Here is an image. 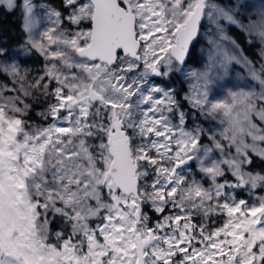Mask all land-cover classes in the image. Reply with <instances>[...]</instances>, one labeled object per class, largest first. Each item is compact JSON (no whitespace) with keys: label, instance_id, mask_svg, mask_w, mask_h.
I'll use <instances>...</instances> for the list:
<instances>
[{"label":"snow or ice","instance_id":"1","mask_svg":"<svg viewBox=\"0 0 264 264\" xmlns=\"http://www.w3.org/2000/svg\"><path fill=\"white\" fill-rule=\"evenodd\" d=\"M0 8V264H264V0Z\"/></svg>","mask_w":264,"mask_h":264},{"label":"trees","instance_id":"2","mask_svg":"<svg viewBox=\"0 0 264 264\" xmlns=\"http://www.w3.org/2000/svg\"><path fill=\"white\" fill-rule=\"evenodd\" d=\"M20 17L18 12H7L6 10L0 8V42L4 39L7 40L6 44H3V47H7L9 49V54L11 55V49L20 39ZM250 55L254 56V53L250 52ZM36 63L40 65L42 63V59L38 56L33 55L26 61V64L29 67H32L31 64ZM191 66H197V62L192 59L188 62ZM39 70V69H38ZM36 70V71H38Z\"/></svg>","mask_w":264,"mask_h":264},{"label":"rangeland","instance_id":"3","mask_svg":"<svg viewBox=\"0 0 264 264\" xmlns=\"http://www.w3.org/2000/svg\"><path fill=\"white\" fill-rule=\"evenodd\" d=\"M255 2L258 3V0H255ZM202 42H203V41H202ZM11 54H12V53H11ZM192 60L195 61V63L197 62V64L199 65L200 60H199L198 58H196L195 53H194V56H193V59H192ZM42 64H43V61H42V63H41L40 65H38V64H36V63H32L31 66H32V68L34 69V71H36V70H38V69L40 70V69L42 68ZM188 64H189V63H188ZM198 65H197V66H198ZM189 67H196V66H191V65L189 64ZM176 86H177L178 88L181 87V85H180L179 83H177ZM224 91H225V89H217V93H218V95H223ZM241 195H243V194L241 193Z\"/></svg>","mask_w":264,"mask_h":264}]
</instances>
